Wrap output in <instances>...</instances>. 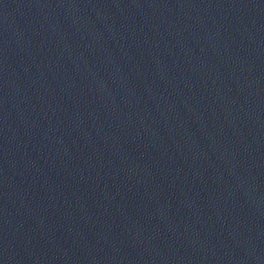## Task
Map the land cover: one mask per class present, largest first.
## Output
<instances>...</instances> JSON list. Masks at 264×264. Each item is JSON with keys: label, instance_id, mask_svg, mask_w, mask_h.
Listing matches in <instances>:
<instances>
[{"label": "water", "instance_id": "obj_1", "mask_svg": "<svg viewBox=\"0 0 264 264\" xmlns=\"http://www.w3.org/2000/svg\"><path fill=\"white\" fill-rule=\"evenodd\" d=\"M0 264H264V0H0Z\"/></svg>", "mask_w": 264, "mask_h": 264}]
</instances>
